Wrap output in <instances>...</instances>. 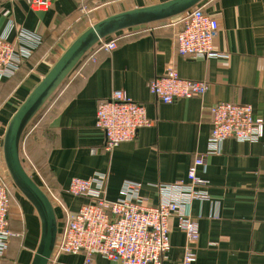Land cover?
<instances>
[{
	"label": "crops",
	"instance_id": "obj_1",
	"mask_svg": "<svg viewBox=\"0 0 264 264\" xmlns=\"http://www.w3.org/2000/svg\"><path fill=\"white\" fill-rule=\"evenodd\" d=\"M162 1L139 0L102 18ZM69 3L74 9L64 23L49 21L51 15L58 20L60 13L65 14L59 6ZM199 3L218 18L214 47L222 57L178 54L174 39L178 15L120 30L118 46L112 51L99 50L94 60L81 59L24 129L21 161H31L34 171L29 175L43 190L49 187L69 211L87 201L66 192L69 180L98 172L107 175V199L117 198L121 183L131 180L142 184V195L156 201L154 184L186 179L195 157L205 152L211 132L209 108L218 102L250 104L264 119V0ZM73 15L76 7L72 0H53L43 12L31 10L24 1L0 0V33L13 23L40 37V44L22 66L0 80L1 173H8L2 151L7 124L73 41L58 39ZM168 66L183 79L205 81L207 89L200 96L160 102L150 93L148 82L164 74ZM118 89L144 105L152 124L108 151L103 132L95 127V112L98 104ZM197 173L209 181V199L194 201L191 206L199 231L192 243L195 264H264V135L254 143L226 139L219 153L208 156L205 170L198 167ZM25 201L21 237H12L0 264H30L38 244L40 221L32 204ZM53 207L58 228L63 213L55 204ZM170 225V248L163 264H177L186 244L176 221L172 219ZM82 260L81 254H62L55 264H81ZM94 261L117 264L100 256Z\"/></svg>",
	"mask_w": 264,
	"mask_h": 264
},
{
	"label": "built area",
	"instance_id": "obj_2",
	"mask_svg": "<svg viewBox=\"0 0 264 264\" xmlns=\"http://www.w3.org/2000/svg\"><path fill=\"white\" fill-rule=\"evenodd\" d=\"M19 1L26 2L36 12L47 10L53 2ZM81 11H84V7H81ZM178 16L179 27L174 34L178 54L190 58L223 56L214 47V38L220 26L216 16L205 11L200 3ZM117 33L100 39L84 57L94 60L99 50L115 49L120 38ZM39 44L37 33L9 24L0 33V80L13 75ZM207 87L205 81L181 78L173 66H168L164 74L148 82L150 93L163 103L200 96ZM209 112L211 132L205 152L195 157L187 170L186 179L154 184L157 190V200L154 202L142 195L140 182L131 180L121 183L117 198L107 199V175L102 172L69 180L66 192L87 199L73 212L44 186L52 204H56L63 213L48 264H55L62 254H81V264H95V256L117 264H163L170 248L172 219L186 238L182 257L177 264H195L196 253L192 243L197 240L199 231L197 220L191 214V206L194 201L209 199V181L197 173L198 167L205 170L208 156L219 153L226 139L254 143L264 135V119L254 113L250 104L218 102L209 108ZM94 124L103 132L104 148L109 151L120 142L132 140L138 129L151 125L152 121L143 104L118 89L98 104ZM13 189L14 184L8 173L0 172V257L14 237L9 227Z\"/></svg>",
	"mask_w": 264,
	"mask_h": 264
},
{
	"label": "water",
	"instance_id": "obj_3",
	"mask_svg": "<svg viewBox=\"0 0 264 264\" xmlns=\"http://www.w3.org/2000/svg\"><path fill=\"white\" fill-rule=\"evenodd\" d=\"M201 1L165 0L119 11L96 21L73 39L11 116L3 138L4 163L13 184L32 204L40 221V236L30 264H48L57 236V218L49 197L22 164L19 147L24 129L100 39L120 30L180 15Z\"/></svg>",
	"mask_w": 264,
	"mask_h": 264
},
{
	"label": "rangeland",
	"instance_id": "obj_4",
	"mask_svg": "<svg viewBox=\"0 0 264 264\" xmlns=\"http://www.w3.org/2000/svg\"><path fill=\"white\" fill-rule=\"evenodd\" d=\"M73 1L75 2L76 15H73L72 19H69V21L63 26L64 30L58 36L60 42H70L72 39H74V37H77L79 33L101 19L108 12L117 11L118 9H124L127 7L129 8L130 5H135L139 0H84L83 2L72 0V2ZM145 1L149 2L150 0ZM59 7V11H64L65 14L59 12L60 15L57 17L58 20H54L55 15L54 17L53 15H51L49 16V21H52L53 19L54 23H58L60 21L64 23L65 21H63V19L69 17L74 9L73 5H71L70 3L68 5L65 4V6L63 4ZM81 7H84L83 12H80ZM17 105L18 103H15V106ZM22 163L28 174L31 173V171H34L33 167L29 164L31 163V161L25 163L22 161ZM12 195L13 196L10 204V210L12 211L10 212L9 210L10 227L14 232V237H16L17 234L21 237V233L23 231L21 228L25 226L22 213L23 210H25V204L27 203L25 201L26 199L17 190L15 185ZM59 221H61V219Z\"/></svg>",
	"mask_w": 264,
	"mask_h": 264
},
{
	"label": "trees",
	"instance_id": "obj_5",
	"mask_svg": "<svg viewBox=\"0 0 264 264\" xmlns=\"http://www.w3.org/2000/svg\"><path fill=\"white\" fill-rule=\"evenodd\" d=\"M10 227V226H9ZM17 236V235H16Z\"/></svg>",
	"mask_w": 264,
	"mask_h": 264
}]
</instances>
